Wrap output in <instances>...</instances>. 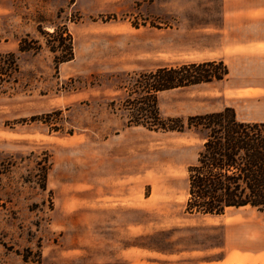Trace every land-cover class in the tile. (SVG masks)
<instances>
[{"label":"rangeland","instance_id":"rangeland-1","mask_svg":"<svg viewBox=\"0 0 264 264\" xmlns=\"http://www.w3.org/2000/svg\"><path fill=\"white\" fill-rule=\"evenodd\" d=\"M204 3L0 0V52L19 63L0 85V264H158L221 244L227 223L246 224L234 239L264 231L250 206L186 212L203 134L126 125L136 73L221 57L209 32L220 7ZM57 26L74 43L58 68L41 32ZM26 36L38 52L19 51ZM231 64L222 81L159 92L161 115L233 107L264 121V54Z\"/></svg>","mask_w":264,"mask_h":264},{"label":"trees","instance_id":"trees-1","mask_svg":"<svg viewBox=\"0 0 264 264\" xmlns=\"http://www.w3.org/2000/svg\"><path fill=\"white\" fill-rule=\"evenodd\" d=\"M41 32L56 68L73 59V37L67 27ZM18 49L38 52L41 45L26 36ZM18 72L17 54L0 52V85L11 78L16 81ZM229 72L221 59L188 61L136 73L127 87V126L153 131L193 129L204 135L196 161L187 168L185 210L190 214L221 215L229 208L247 206L264 211V121L241 120L233 107L186 118L163 117L159 110V92L222 81Z\"/></svg>","mask_w":264,"mask_h":264},{"label":"crops","instance_id":"crops-1","mask_svg":"<svg viewBox=\"0 0 264 264\" xmlns=\"http://www.w3.org/2000/svg\"><path fill=\"white\" fill-rule=\"evenodd\" d=\"M220 7L215 17H220L219 25L209 27L217 38L220 58L227 60L230 73L235 67L231 62L243 56L264 54V0H211ZM202 4V3H201ZM209 5V0H205ZM219 40V42H218ZM232 55V58H229ZM245 223H227L225 237L219 245H209V251L182 252L175 260L158 264H264V231L242 232L243 238L234 239L242 231ZM186 256H189L186 258ZM133 264V263H132ZM141 264H149L141 261Z\"/></svg>","mask_w":264,"mask_h":264}]
</instances>
